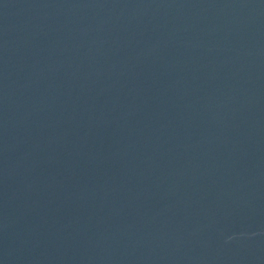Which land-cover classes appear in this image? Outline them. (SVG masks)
<instances>
[{
  "label": "water",
  "instance_id": "95a60500",
  "mask_svg": "<svg viewBox=\"0 0 264 264\" xmlns=\"http://www.w3.org/2000/svg\"><path fill=\"white\" fill-rule=\"evenodd\" d=\"M0 264H264V0H0Z\"/></svg>",
  "mask_w": 264,
  "mask_h": 264
}]
</instances>
